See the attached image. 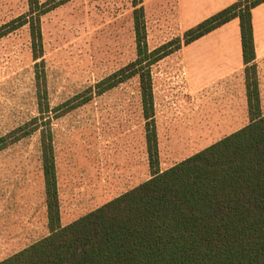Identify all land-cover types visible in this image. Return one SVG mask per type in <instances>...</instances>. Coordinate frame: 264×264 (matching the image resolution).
<instances>
[{
  "label": "rangeland",
  "instance_id": "374dc122",
  "mask_svg": "<svg viewBox=\"0 0 264 264\" xmlns=\"http://www.w3.org/2000/svg\"><path fill=\"white\" fill-rule=\"evenodd\" d=\"M43 55L35 59L29 25L0 39V209L24 214L27 247L48 235L43 140L51 134L62 225L149 179L140 75L98 94L97 84L136 62L133 0H39ZM150 51L187 31L178 0H143ZM29 0H0V27L30 16ZM175 48V47H174ZM177 51V50H176ZM176 51L151 66L159 170L218 142L242 123L222 87L189 90ZM226 87V86H224ZM27 132L12 141L17 130ZM154 130V129H153ZM51 132V133H50ZM22 133H18L20 135ZM5 139V142H1ZM7 255L0 252V259Z\"/></svg>",
  "mask_w": 264,
  "mask_h": 264
},
{
  "label": "trees",
  "instance_id": "16d2710c",
  "mask_svg": "<svg viewBox=\"0 0 264 264\" xmlns=\"http://www.w3.org/2000/svg\"><path fill=\"white\" fill-rule=\"evenodd\" d=\"M263 2L237 0L187 30L183 45L239 18L244 62L252 63V10ZM142 3L133 0L137 51L144 55L142 72L133 62L96 87L98 94H103L140 75L151 178L63 226L50 134L42 144L50 232L0 264H264V116L256 65L247 67L250 123L170 168L159 170L156 129H150L155 124L150 68L180 49L182 41H171L150 51ZM29 4L30 16H19L0 27V39L28 24L33 57L38 59L43 55L41 14L51 8L44 10L39 0H29ZM25 135L27 132L17 130L12 141Z\"/></svg>",
  "mask_w": 264,
  "mask_h": 264
},
{
  "label": "crops",
  "instance_id": "0c3cea01",
  "mask_svg": "<svg viewBox=\"0 0 264 264\" xmlns=\"http://www.w3.org/2000/svg\"><path fill=\"white\" fill-rule=\"evenodd\" d=\"M236 1L178 0V3L183 13L182 22L185 24L186 29L189 30L205 19L231 6ZM252 24L255 60L248 65L245 64L243 57L239 18L231 20L176 51L180 58L177 64L179 69L178 78L184 81L185 86L189 90L194 92H212L216 87H222L230 95V99L233 102L231 108L234 110L235 118H238L235 121V125L242 123L245 118V123L232 130L231 133L242 129L250 123L247 67L252 64L256 65L260 110L261 115L264 116V2L253 8ZM24 235V214L20 225L19 219L16 220L15 216L12 222L3 220L0 209V252L7 253L4 258L0 259V262L26 248L19 247L20 242L24 241Z\"/></svg>",
  "mask_w": 264,
  "mask_h": 264
}]
</instances>
